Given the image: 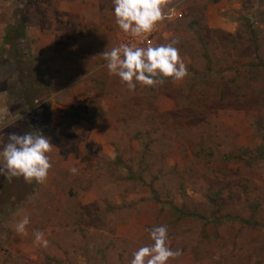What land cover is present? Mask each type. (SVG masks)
I'll use <instances>...</instances> for the list:
<instances>
[{"label":"rangeland","instance_id":"obj_1","mask_svg":"<svg viewBox=\"0 0 264 264\" xmlns=\"http://www.w3.org/2000/svg\"><path fill=\"white\" fill-rule=\"evenodd\" d=\"M86 3L110 50L112 0H0V137L53 144L45 183L0 175V264H130L156 226L182 253L167 264H264V0H165L180 15L152 46L178 40L188 75L135 90L100 53L69 82L37 58V30L52 51L59 10Z\"/></svg>","mask_w":264,"mask_h":264},{"label":"clouds","instance_id":"obj_2","mask_svg":"<svg viewBox=\"0 0 264 264\" xmlns=\"http://www.w3.org/2000/svg\"><path fill=\"white\" fill-rule=\"evenodd\" d=\"M112 4L116 25L137 41L151 34L166 18L165 0H112ZM178 42L173 40L168 44H149L147 47L137 46L135 43H120L100 55L106 61L108 75L118 76L120 82L126 84L129 90H135L137 84L155 87L164 83L163 78L181 81L188 75L179 49L174 46ZM8 114L7 107L0 108V122ZM52 149L50 139L40 133H11L7 137V143L0 137V175L9 181L22 177L26 183L35 181L43 184L52 168L48 155ZM69 171L75 174L77 169L73 167ZM29 223V215L23 214L15 223L14 230L19 235H27L26 228ZM148 231L153 243L134 251L130 264H167L170 259L182 254L180 250L174 251L169 247L166 226H156ZM33 235L37 246H48L49 241L42 231L35 230Z\"/></svg>","mask_w":264,"mask_h":264},{"label":"crops","instance_id":"obj_3","mask_svg":"<svg viewBox=\"0 0 264 264\" xmlns=\"http://www.w3.org/2000/svg\"><path fill=\"white\" fill-rule=\"evenodd\" d=\"M90 7L91 5L86 3L82 7L73 5L72 8L68 6L59 10L63 14H58L55 19L56 22L53 23L52 35L57 43L52 46V51H50L51 47L45 43V33L48 34L49 32L44 30L41 32L37 30L36 32L37 58L54 55L57 58V62L54 64L56 68H64L63 72L61 69L59 74V78L62 77L60 81L69 82L70 77L74 76L73 68H77L82 73L85 68L93 66V61L98 62V64L102 62V59L100 58L99 62L97 57L99 53H102V49L95 48L90 41L91 32L89 30L93 22ZM104 33L106 36V31ZM104 37L100 41H105V44L110 43L112 36L109 37L108 33L107 39ZM57 44L58 47L55 46ZM67 53L68 55H66ZM53 111L54 108H51V116Z\"/></svg>","mask_w":264,"mask_h":264},{"label":"built area","instance_id":"obj_4","mask_svg":"<svg viewBox=\"0 0 264 264\" xmlns=\"http://www.w3.org/2000/svg\"><path fill=\"white\" fill-rule=\"evenodd\" d=\"M165 15H166V18L157 25L156 29L151 34L140 39L139 41L134 40L132 37L125 34L124 32L119 33L116 36V41H117L116 46H118L120 43H129V44L135 43L137 44V46H142V47H147L149 46V44L152 45L155 42V40L161 36L162 32L164 31V26L168 22L179 17L180 14L178 12V9H176L175 7H171L167 11H165Z\"/></svg>","mask_w":264,"mask_h":264}]
</instances>
